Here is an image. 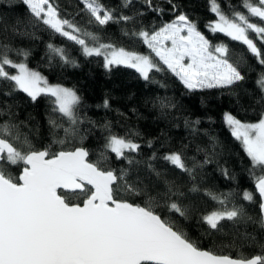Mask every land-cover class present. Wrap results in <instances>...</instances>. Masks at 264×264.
<instances>
[{
  "label": "snow or ice",
  "instance_id": "obj_1",
  "mask_svg": "<svg viewBox=\"0 0 264 264\" xmlns=\"http://www.w3.org/2000/svg\"><path fill=\"white\" fill-rule=\"evenodd\" d=\"M20 2L26 6L34 27L43 25L51 33L73 42L85 57H101L102 66L109 72L115 67L133 69L147 82H154L153 73H170L189 92L228 89L245 79L240 70L245 62L244 54L233 61L229 46L223 42L212 43L195 21L178 10L174 0H165L174 15L169 22L159 27L153 25L151 30L121 29L122 35L130 41L128 48L118 46L110 38L105 42L96 32L81 27L74 18H66L55 0ZM142 2L158 15L165 11L154 5L153 0ZM78 4L82 7L76 15L83 13L87 24L100 30L109 24H127L134 20L133 16L122 13L115 15V10L107 8L101 0H78ZM133 4L134 0H121L122 8ZM242 6L247 14L235 10L231 4L227 5L226 12L219 0H209V10L215 18L205 27L213 36L222 34L246 46L247 53L264 66V0H243ZM136 14L143 13L137 11ZM137 45L145 46L147 52L137 51ZM47 48L63 63L78 66L64 48L51 43ZM13 52L22 59L11 58ZM29 55L26 50L0 43V84L10 88L5 95L24 93L32 102L40 96L49 97L53 112L67 118L73 126L82 123L76 115L81 103L76 91L49 84L39 71L28 66ZM256 83L264 93V70ZM169 106L175 107L161 105ZM103 107H109L107 99ZM4 114L0 110V115ZM8 116L6 122L0 123V264H264V244L260 245L261 254L248 257L241 252L233 257L201 248L186 231L162 217L156 209L164 208L184 218L189 214L179 201L184 193L174 182L164 180V190L152 196L146 187L139 186L138 179H128L130 168L117 171L108 166L107 153L114 154L116 160L126 161L129 166L140 163L132 155L141 149L132 139L139 136V132L119 136L105 124L106 152H101L93 163L83 147L59 151H52L51 146L36 149L28 137L22 135L19 125L12 122L11 113ZM223 119L251 162L250 174L259 197V213L249 215L244 205L235 202L229 207V196L205 191L221 208L203 215L201 220L213 231H220L224 221L251 222L264 229V111L254 123L241 122L229 113H225ZM49 122L53 127L58 126L55 120ZM185 123L187 125L188 121ZM198 123V120L193 122ZM65 133L78 134L75 127L66 128ZM53 143L63 145L65 141L54 140ZM147 146L152 147V142ZM156 158L153 153L151 159ZM161 158L195 179L194 168L187 166L181 154L171 153ZM12 166L18 167V175L10 171ZM147 166L158 178L162 175L153 165ZM191 191L199 189L193 185ZM121 192L141 197L142 203L123 198L119 195ZM242 199L257 203L252 191H244Z\"/></svg>",
  "mask_w": 264,
  "mask_h": 264
},
{
  "label": "trees",
  "instance_id": "obj_2",
  "mask_svg": "<svg viewBox=\"0 0 264 264\" xmlns=\"http://www.w3.org/2000/svg\"><path fill=\"white\" fill-rule=\"evenodd\" d=\"M60 6L61 14L75 21L88 31L96 32L102 40L118 46L128 48L130 41L123 36L121 29L139 30L144 27L151 30L152 26L174 19L170 5L165 0H153V4L165 9L162 15L148 9L142 0H134L129 8L121 7V0H101L115 15L133 16L134 20L124 24H109L105 29H97L87 24V17L83 13L76 15L79 7L78 0H55ZM222 8L227 12L228 4L237 11H243V0H219ZM180 12L189 16L197 23L198 29L209 38L212 43H225L229 46L233 61L245 56L241 64V72L245 79L228 89H206L189 92L177 78L170 73H153V81L147 82L139 78L133 69L115 67L112 71L104 69L101 57H85L78 45L67 41L58 34L51 33L43 25L33 26L30 16L20 0H0V43L8 44L13 49H23L30 53L28 66L39 71L49 84L74 89L81 98L76 115L82 123L71 125L67 118L53 112L50 98L38 97L32 102L26 94L10 91L7 84H0V123L9 119L11 113L13 123L19 125L22 135L28 137L36 149L51 146L52 151L71 150L83 147L89 152L88 160L95 163L101 152H106L105 144L108 131L104 128L109 124L111 132L125 136L129 132H139V136L132 137L141 145L139 153L132 154L138 165L129 166L126 161L109 156L108 166L119 170L130 168V181L139 182L140 187H146L152 196L164 190V180L174 182L184 195L179 201L188 209L187 218L172 214L164 208L156 209L164 218L170 219L178 227L186 231L196 240L201 248L212 249L233 257L239 253L251 257L261 254V244H264V229L251 222L233 223L222 222L220 231L208 229L201 217L213 210L221 208L216 201L205 195V191L215 192L217 195L229 196L231 202L244 205L249 215L259 213L258 201L250 174L251 162L239 141L231 135L230 129L224 122V114L229 113L241 122H257L264 111V101L257 86V79L264 66L259 65L255 58L247 53L246 46L231 41L222 34L212 35L205 27L214 20V14L209 10V0H174ZM137 11L143 13L137 15ZM65 49L66 54L76 65L63 63L58 56L52 55L47 45ZM89 43H91L89 41ZM258 46L259 42L257 41ZM136 50L146 53L143 45H137ZM264 51V47H262ZM11 58L19 60L15 53ZM51 57V59H50ZM14 71V70H11ZM109 101V107L104 108V100ZM261 101V102H258ZM175 105V107H161V105ZM55 120L57 127L50 124ZM198 124H193L194 121ZM185 121H188L186 125ZM75 127L78 134L72 136L65 133L66 128ZM81 137L83 140L81 141ZM64 140L63 145L53 141ZM152 147H148V142ZM155 153L156 159L151 157ZM179 153L189 168H194L195 179L181 172L167 161L166 154ZM208 163H204L205 160ZM148 164L162 175L158 178L148 168ZM195 166V167H194ZM13 175L19 174L17 166H12ZM227 171V175H225ZM257 174L258 170H257ZM195 185L199 191H191ZM244 191L254 192L257 203L250 204L243 201ZM230 194V195H229ZM131 202L142 203L141 197L119 194ZM176 199V197H173ZM79 202V201H74Z\"/></svg>",
  "mask_w": 264,
  "mask_h": 264
},
{
  "label": "water",
  "instance_id": "obj_3",
  "mask_svg": "<svg viewBox=\"0 0 264 264\" xmlns=\"http://www.w3.org/2000/svg\"><path fill=\"white\" fill-rule=\"evenodd\" d=\"M253 188H254V185H253ZM255 191V190H254ZM256 195L258 196V193H256ZM259 198V197H258Z\"/></svg>",
  "mask_w": 264,
  "mask_h": 264
},
{
  "label": "rangeland",
  "instance_id": "obj_4",
  "mask_svg": "<svg viewBox=\"0 0 264 264\" xmlns=\"http://www.w3.org/2000/svg\"><path fill=\"white\" fill-rule=\"evenodd\" d=\"M254 19V18H253ZM51 85H53V84H51ZM64 87V86H63ZM258 122V121H257ZM252 123H254V122H252Z\"/></svg>",
  "mask_w": 264,
  "mask_h": 264
}]
</instances>
